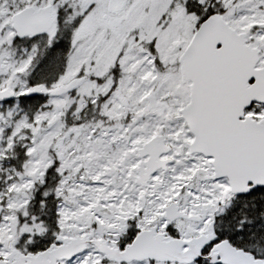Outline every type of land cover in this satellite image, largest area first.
<instances>
[{
  "label": "snow or ice",
  "instance_id": "1",
  "mask_svg": "<svg viewBox=\"0 0 264 264\" xmlns=\"http://www.w3.org/2000/svg\"><path fill=\"white\" fill-rule=\"evenodd\" d=\"M0 264H264V0H0Z\"/></svg>",
  "mask_w": 264,
  "mask_h": 264
}]
</instances>
